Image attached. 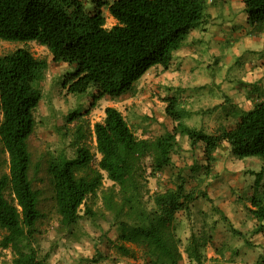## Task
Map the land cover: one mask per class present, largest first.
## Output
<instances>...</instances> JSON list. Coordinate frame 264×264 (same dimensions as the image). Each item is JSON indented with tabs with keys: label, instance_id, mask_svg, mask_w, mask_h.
<instances>
[{
	"label": "trees",
	"instance_id": "1",
	"mask_svg": "<svg viewBox=\"0 0 264 264\" xmlns=\"http://www.w3.org/2000/svg\"><path fill=\"white\" fill-rule=\"evenodd\" d=\"M241 1L248 34L261 35L264 0ZM103 6L116 20L110 28ZM207 9L206 0L99 1L93 11L81 0H0V42L35 41L49 50L53 61L74 64L63 88L71 95L95 90V106L103 98L115 101L135 95L137 83L153 67L168 69L174 52L206 21ZM47 68L48 62L27 48L0 56V164L3 155L8 156V172L0 175V229L5 231L0 246L12 250V264H43L32 243L43 214L40 191L30 178L28 142L42 98L36 83L43 80ZM164 101L167 116L178 126L155 138L138 137L113 106L105 108L103 121L93 127L86 118L88 112L72 113L68 121L76 123L72 132L75 154L72 158L61 154L48 165L53 206L59 216V231L68 234L85 219L97 222L110 215L119 240L113 248L120 257L137 258L134 249L127 246L132 244L143 250V264H180L184 253L189 264H202L207 240L192 234L183 252L178 236V215L190 211L196 193L187 189L179 171L173 188L150 194L144 162L150 159L156 173L170 166L179 135L188 137L192 147L203 142L208 161L216 159L214 153L223 143L238 159H264V99L217 135L188 126L177 98L166 97ZM90 136L95 137L100 155L97 161L86 143ZM105 178L113 185L105 187ZM260 185L250 198L249 210L257 220V231L264 236V183L262 188ZM99 196L102 205L95 208ZM212 207L220 210L213 202ZM96 255L89 263L106 259L100 251ZM255 264H264V256Z\"/></svg>",
	"mask_w": 264,
	"mask_h": 264
},
{
	"label": "rangeland",
	"instance_id": "2",
	"mask_svg": "<svg viewBox=\"0 0 264 264\" xmlns=\"http://www.w3.org/2000/svg\"><path fill=\"white\" fill-rule=\"evenodd\" d=\"M81 1L87 8L86 3L89 0ZM206 1L210 4L213 0ZM224 1L215 0L216 4L221 2L220 5H224ZM241 11L245 19L246 14L242 7L228 15L224 13L219 20L235 22L237 14L241 17ZM233 22L229 24L231 33L226 35L233 38L235 36L233 31L240 34L242 31H249L246 23L234 26ZM111 24L110 20H107L108 28ZM208 26L209 22L202 23L199 27L201 31L198 30L201 35L197 38L189 36L183 43L188 49L198 48L197 46L203 49L199 56L204 62V72L207 77L198 91H191L187 95L172 92L176 89H172L163 81L166 69L157 66L142 77L136 85L135 95H125L115 101L108 98L101 99L95 102V106H92V93L95 90L92 89L85 95H71L63 88L64 79L75 70L74 64L53 61L49 50L35 41L0 42V56L23 47L48 62L43 80L36 83L42 98L35 112L36 128L28 142L32 155L30 178L33 187L40 191L39 209L43 214L32 243L43 264H91L89 262L96 258V253L99 251L106 256V259L102 258V261L99 259V262L92 264H114L112 263L114 260L118 261L116 264H143V250L135 245L127 244L136 252L135 259L116 254L113 245L119 242L118 231L112 226L110 215L106 220L97 222L85 219L71 234L59 231V216L54 210L51 177L48 172L49 161L61 154H66L68 158L74 156L76 146L73 143L72 132L76 123L68 121L74 112H88L86 118L93 127L95 123L103 121L105 108L113 106L122 112L138 137L155 138L172 132L178 126V123L165 112L168 104L164 98L174 97L179 100L178 103H181L178 109L183 108L182 119L188 126L209 135H217L223 128H230L234 120L245 113L242 111L243 105L237 101L234 92L235 87L246 79L247 67L256 68L264 74V40L242 42L236 52L230 47L229 39V42L219 43V53L215 54L218 42L213 33L207 29ZM221 56L224 58L222 61H220ZM200 60L195 59L194 63L199 64ZM227 61H231L230 65ZM166 85L167 90L163 88ZM256 91H246L245 95L249 101L252 102L256 98ZM1 120L0 110V124ZM177 138L178 145L172 153L170 166L156 173L150 167V159H146L144 163L150 194L173 188L177 174L181 171L186 179L187 189L197 195L190 211L178 215L181 251L184 252L190 237L195 234L207 240L202 251V264L258 263L264 256V236L257 231V220L249 209L250 198L256 193L258 185L261 184L262 188L264 183V159L260 156L238 159L232 154L229 146L223 143L214 153L216 159L208 161L204 154L203 142L192 147L188 137L179 135ZM86 143L96 154V161L99 160L95 137L90 136ZM1 147L0 142V149ZM7 157L3 155L0 175L8 172ZM216 166L220 170L224 168L228 176L226 173L223 182L217 181L210 187V179L215 175ZM226 184H233L231 192L225 188L229 199L236 197L230 203H224L225 197L222 195L223 186ZM112 185L110 180L104 179L105 187ZM209 191L212 195H219L217 201L220 210L212 207L213 198L211 197V200L207 198L210 196ZM101 205L99 196L95 201V208ZM83 209L82 207V213ZM4 234L5 231L0 229V241ZM12 258V250L0 246V264H12ZM180 264H189L185 253Z\"/></svg>",
	"mask_w": 264,
	"mask_h": 264
},
{
	"label": "crops",
	"instance_id": "3",
	"mask_svg": "<svg viewBox=\"0 0 264 264\" xmlns=\"http://www.w3.org/2000/svg\"><path fill=\"white\" fill-rule=\"evenodd\" d=\"M99 1L111 3L114 0H89V2L86 3L87 8L86 7L85 8L89 11H93L96 9L97 3ZM207 4H208V9H207L208 20H206V22H209V26L207 27V29L210 30L211 33H213V35L215 36V39L218 42L217 43L218 47H215V52H214L215 54L216 52L219 53V50H220L219 43H222L224 41L229 42V39L231 40L230 41L231 43L229 44L230 47L234 49V51L236 52H238V49L240 48L239 46L242 42L252 43L254 42V40L255 41L264 40V32L259 36H250L248 34V31L247 32L242 31L241 34L233 31V34L235 35L233 36V38L226 35V33H231L229 29L230 28L229 24L232 23L233 21L232 22H228V21L220 22L219 18L221 17V15H224V13H227L228 15L230 13H233L234 11H238V9L242 7H244V11H245V5L241 0H225L223 3L224 5H220L221 2L216 4L215 0H213L210 4L209 2H207ZM102 12L106 16V19L108 21L110 20V22L112 23L111 27L114 24H116V20L110 16L107 6L102 7ZM245 14H246V11H245ZM240 16L241 17H239L237 14L234 20L235 22H233L234 26L241 25V24L245 25V23L247 24V14L245 15V19H244L243 12L240 13ZM207 29L206 31H208ZM198 30H200V28L193 30L188 35V37L189 36H193L194 38L199 37L201 33ZM241 39L242 41H239ZM197 47L198 48L188 49L186 46L184 47V44H183L179 50L175 51L176 53L170 63V66L168 67V69L165 70V73L163 74L164 84L166 83L167 85H170L172 89H176L172 92H178L180 94L187 95L191 91H198L201 85L205 82V79L207 77L206 73L204 72L205 65H204V62H202L203 60H200L201 57L199 56L201 55V51L203 49H201L202 47L200 46H197ZM213 56L216 57L215 55ZM195 59H199L200 63L199 64H197L196 62L194 63ZM223 59L224 58L221 56L220 61H222ZM225 59H227V57ZM227 62L230 65L231 61H227ZM222 64L223 63L221 62V65ZM157 66H161V65H157ZM157 66L153 68H156ZM246 71H247L246 77H245L246 79L244 80L243 83H240L237 87H235V92H234L236 93L235 97L237 101L243 105L241 106L242 111H245V112L253 108V103H257L264 99V74L260 73V71L257 70L256 68H251V67H247ZM167 85L163 87L166 90H167L166 88ZM248 90H257L256 98L252 102L249 101L245 95L246 91ZM103 99H106V98H103ZM241 116H239V118ZM239 118L235 119L234 123ZM227 146L229 145L227 144ZM226 173L227 171L225 172L224 168L220 170L216 166L215 171H214L215 175L214 177L210 179V187L214 186L216 184L215 182L217 181L223 182L224 177L226 176ZM227 176H228V173H227ZM217 184H220V183H217ZM232 186L233 184L231 185L226 184V186L225 185L223 186L224 190H223L222 195H224L225 197L224 203H230L233 199L236 198L234 197V198L229 199V197L226 194L227 190L231 192L233 188ZM225 188L227 190H225ZM209 195H210L209 196L210 198L211 197L213 198L211 199L213 200L214 205L217 206L218 205L217 200L219 198V195H212L211 191H209ZM217 207L220 208L219 205Z\"/></svg>",
	"mask_w": 264,
	"mask_h": 264
}]
</instances>
